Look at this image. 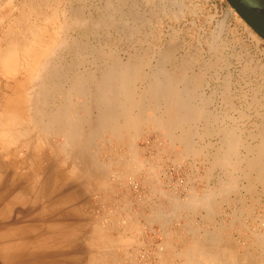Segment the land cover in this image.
<instances>
[{"label":"bare ground","instance_id":"bare-ground-1","mask_svg":"<svg viewBox=\"0 0 264 264\" xmlns=\"http://www.w3.org/2000/svg\"><path fill=\"white\" fill-rule=\"evenodd\" d=\"M132 1L125 3L124 0H7L4 7L0 9V199L2 196L6 199L4 205L0 201V211L8 212L18 196L20 197L18 200L29 196V198L44 196L43 198H48L47 206L50 205L53 211L58 207L59 211V206L79 196L80 191L88 193L92 188L95 191L103 188L108 191L111 187L114 188L113 185L116 183H119L121 187L133 186L135 182H138L139 173L146 164L138 159L136 140L146 132L156 131L157 136L161 133L169 145L179 142V146L183 148L182 152H178L182 154V160L188 155L197 157V160L201 156L200 162L205 165V174L202 179L204 178L206 182L205 187L199 188L200 193L190 189L184 200L172 195L168 196L170 205L166 207L167 209L165 207L162 209V205L158 207L155 205V208L149 207L151 210L145 222L147 221L150 226L157 224L160 228L158 231L164 238L158 245V253H155L156 256L160 255L157 257L160 259H158L160 264H167V262L169 264H264V214L256 215L259 218L257 229H250L244 224L247 217L252 218L253 203L242 205L245 206L242 211L240 210L242 206L238 208L239 211L232 208L228 214L231 216L230 219L224 223L213 224L215 215L220 216L221 203L229 202L230 193L243 190L242 197L249 196L248 198L253 199L259 187L260 195L264 196V124L256 125L254 130L247 133H244V130L241 131L234 122L220 126L219 116L208 109L210 98L200 93L208 71L215 70L221 64L230 65L229 57H221V50L227 48V43H222L219 34L217 35L220 37H217L220 41L216 37L212 39V42L209 40L211 57L203 62L199 60L197 72L191 69L192 64H197L198 61L193 55L181 54V59L175 57L178 44L168 45L165 49L159 46L153 50L154 53H151L150 57L147 49L139 50L133 43L131 50L124 57L121 48L123 37L133 41L136 37L138 38L137 35L144 36L138 31L142 27L139 28V25L145 19L142 21L143 15L140 18L135 2ZM246 1L264 21V0ZM229 12L235 13L233 10ZM176 14L172 17L178 18ZM244 28L249 30L246 26ZM219 31L222 30L219 29ZM152 32L153 30L151 35L154 34ZM249 33L252 39L259 42L255 33L251 30ZM108 36H111V43L108 42ZM137 38L136 41H138ZM242 46L244 47L243 44ZM241 54H233L230 57L235 56L234 60L239 64L243 62L244 66L241 65L240 71L242 75L259 73L261 64L250 66L251 57L247 59ZM190 69L192 71H189ZM226 80L224 83L226 92L223 91L222 99L228 102L227 90L230 82ZM256 99L253 96L251 103L257 104ZM209 136L215 137L216 142L209 140L207 143H202L204 145L198 143V140ZM108 141L128 145L127 157L113 158L115 160L106 157ZM146 165L148 168V164ZM211 181L214 182L211 184ZM58 185L71 186L69 188L71 190L59 192ZM74 187L77 188L74 189ZM71 203L74 204L72 201ZM80 203L76 201L77 205ZM43 204L42 206H45ZM72 204L69 203V205ZM76 204V210L70 207L74 210L68 211L70 215L78 214L77 209L80 208ZM255 204L257 205L258 201ZM118 208L121 209V207ZM82 210L79 214H82L83 218L86 216H83ZM242 212L248 215L246 219ZM198 213L201 215L202 226L195 227V225L193 229L189 228L186 231L180 224L181 228L175 231L168 230L172 222L178 223L177 219L183 218L182 215L188 220L190 216L195 217ZM223 214L227 215V212ZM74 216L70 217L74 218ZM17 217L19 218V215ZM21 217L24 218V216ZM254 219H256L255 215L251 220ZM36 220L41 222L40 218ZM44 220L46 218L42 221ZM57 220L63 219L60 216ZM73 220L69 223L57 221L49 224L45 221L48 225L57 227L56 234L49 233L51 235L49 239L42 238L43 234V237L48 236V230L52 229L50 226L47 233H41V237L37 235V239L33 241L27 239V230L14 229L11 226L14 223L11 222L10 225L4 221V227H0V264H42L39 262L43 254L41 252H44L46 247L53 246L54 243H60L61 238L65 239L64 236L70 241L66 247L63 239L65 243L63 241L62 243L66 249L68 244L76 246L81 241L84 242L83 245L87 243L85 245L91 248L85 247L87 251L89 250V254L85 252L83 255L87 259L84 260L82 257L84 262L87 260L85 264H119L115 261L119 258L117 250L120 249L124 255L128 253V245L140 242L131 240L134 235L131 239L130 236L127 238V235L126 238L123 237L125 233L122 235L120 231L115 236H111L110 231L103 230L97 223L90 227V223L87 224L90 220L82 224V227L91 228L90 233L87 232L88 228L85 231V227V230L80 227L91 234L90 238L88 239L87 234L86 237L84 236L87 241L78 240L83 232L76 226L81 222L75 226L76 222ZM187 220H185L186 224L189 221ZM65 221L67 222V219ZM36 223L39 224L38 221ZM40 226L42 227L41 224ZM67 226L70 231L65 232L68 230ZM245 227L247 228L245 231L249 228L251 239L250 236H246L245 239L243 237L245 242L238 248L239 242L232 239L228 235L230 231L227 233L226 230L229 228L228 230L239 232ZM33 230L35 231L34 228ZM182 231L188 234V239ZM173 235L175 238L181 236L182 241L180 242L179 238L177 239L179 243L174 241ZM39 237L42 239H38ZM183 240H185L184 243ZM64 246L59 248L60 252L65 249ZM54 250L53 254L56 256L59 252L55 253ZM73 251L67 252L74 253ZM67 252L65 251L66 254ZM135 253L138 252H134V255ZM130 255L127 254V256ZM76 257L78 261L81 259V256L80 259ZM82 259L80 264L84 263Z\"/></svg>","mask_w":264,"mask_h":264},{"label":"rangeland","instance_id":"rangeland-1","mask_svg":"<svg viewBox=\"0 0 264 264\" xmlns=\"http://www.w3.org/2000/svg\"><path fill=\"white\" fill-rule=\"evenodd\" d=\"M2 1H3V3H1ZM6 1L7 0H0V9H2L4 7L3 5H5L4 3ZM128 1H130V0H124L125 3H128ZM133 1L135 2V6H136L135 8H136L137 14L140 15V18H142V15H143L142 21L145 19L143 21L144 24H143V22L140 25L138 24L139 28L142 26L139 29L140 31H138V33L142 34V36L144 34V36H146V37H144V36L141 37L140 35H137L139 38L138 39L136 37L137 40L142 42L140 44L138 41H136V38L133 41H129L131 39H125V37H123L122 43H121V48H122V53H124V57L126 56L127 52H129V50H131V45H133V43L135 44V47H137V49H139V50H140V48L141 49H143V48L147 49L148 54H149L148 56H150V57L154 53L153 50L159 48V46L161 47V49H165L166 47H168V45H171V44L177 45L178 44L179 47L176 50L177 52H175V57L177 59H181L180 57L182 55L186 56V54H191L194 56L195 59L198 60L197 61V64H198L199 60L203 62V61H206L207 58L209 59V57H211V53L209 50V44L208 43H210V41L212 42L213 41L212 39H214L215 37L220 41V39L218 37L221 36L220 38H221L222 43H225V44L227 43L226 44L227 48H223L224 50L223 49L221 50L222 51L221 57H226V58L229 57V62L231 61L230 65L224 66V64L222 65L220 63L221 64L220 67L215 68V70L208 71L206 73L207 74L206 75V81L202 84V88H201L202 91L200 93L204 97L210 98L208 109L212 112H215L219 116L220 126L226 125L228 123L231 124L234 122L239 127V129L241 128L240 129L241 131L244 130V133H247L248 131L254 130L256 125L264 124V41L258 37L259 42H257L254 39H252V37H250V35H248V34H250L249 30H251V29L238 17V15L236 13L229 12V10H233V9L232 8L230 9V6L227 4L226 0H176L177 2L175 0H158V1L157 0H154V1L153 0L152 1L147 0L148 2H146V0H133ZM151 2H155V3L152 4ZM186 6H187V8H186ZM147 7H149V8H147ZM163 8H166V9H163ZM169 10H170V12H169ZM179 11H181V12H179ZM173 14H176L178 18L172 17ZM179 14H180V16H179ZM181 15L183 18L181 17ZM169 17H171V18H169ZM237 18H239L240 21ZM239 22H241V23H239ZM153 23H155V24H153ZM243 23H244V27L246 26L247 28H249V30L243 27ZM147 25H148L149 29H148ZM220 25H221V27H220ZM152 27H153V29H152ZM219 29L222 31H219ZM152 30H153L154 34L151 35ZM156 30H158V31L156 32ZM246 31H248V32H246ZM155 32H156V34H155ZM251 32H253V31L251 30ZM217 34H219L220 36ZM153 35H155V36H153ZM156 35H158V36H156ZM108 37H109L108 42L111 43V36H108ZM154 38L156 39V41ZM136 42H137V44H136ZM256 42H257V44H255ZM242 44L244 45V47L245 46L246 47L244 48L242 46ZM241 46L244 49H242ZM127 47H130V48H127ZM198 51H199V53H198ZM208 51H209V53H208ZM233 54L234 55H236V54L244 55V56H246L247 59H249V56H250L252 59L250 58L249 60L255 61V62L251 61L250 66L253 64H257V65L261 64L259 66V68H261L258 71L259 73H256L254 75L253 74L251 75L249 73H247V74L245 73L244 74L245 76L242 75L243 73L240 71H241L242 66H244V64H243V62L239 64L237 61H235L234 60L235 56H233L231 58L230 56H232ZM197 64L194 63L195 66L192 64L193 68L191 66V69H193L194 72H197L199 70V64L198 65ZM245 67H246V65H245ZM191 69L189 71H192ZM247 75H249V76H247ZM226 78H227V80H226ZM228 78L230 80H228ZM225 80L230 82L228 85V90H227L228 102H225L224 99H222L223 91H225V85H224ZM256 88H257V90L255 91ZM228 93H229V95H228ZM230 96H232V97H230ZM253 96H254V98L255 97L257 98L256 100L259 103L258 102H257V104L251 103V99L253 98ZM249 104H251L252 106ZM259 110H260V112H259ZM254 112H256V113H254ZM260 115H262L263 117ZM244 117H246V118H244ZM199 126H201V125H199ZM156 136H157L156 131H154V132L150 131L148 133L147 132L144 133V135H142L140 138H138L136 140V147H137L136 153L137 154L139 153L137 155L138 159L140 161H142L144 163L146 162V164H148V168H147V165L144 164V166L142 167V169L139 173L140 177L138 176V178H139L137 180L138 182H135V184H134L137 187L134 185L133 186L128 185L127 187H124V186L121 187V185H119V183L118 184L116 183L113 185V186H115L114 188L111 187L112 193L110 192L111 189L107 191V189H105V188H103V189H105V191L103 189H100V190L98 189L99 192L93 190L94 188H92L88 192L89 194L85 193L87 191H84V192L80 191L79 196H77L76 198L74 197V199L71 198L72 200L70 199V201L68 200L67 203H64L63 205H61L62 208L59 206V211L57 210L58 207L55 209V211H53L54 209H51V207H49L50 205L47 206L48 198H46V197L43 198L44 196H42L41 198H39V197L29 198L30 196L29 197H23L22 200H18V199H20V197L18 196L19 198L16 197V200L19 202L14 200L12 205L9 207L8 212H6V211L3 212L4 210L2 212L0 211V224H1L0 227H2V226L4 227V225H5L4 221H7L8 223H10V225L12 222V224L14 223L13 225H11L12 228L14 227V229L21 230V231L27 230V239L29 241H33V240L37 239L36 238L37 235H40V237H41V235L43 233H47L48 231H49L47 233L48 236L43 237L44 236V234H43L42 238L49 239V237H51V235L49 233L56 234L55 232H57V227L51 226L48 224L51 222H57L58 221L57 219H60V216L62 217L63 220H59V221H61L62 223H69L70 220L72 221L76 217L73 221L76 222L75 226L77 225V223L81 222V224L78 225L79 227L76 226L77 229L80 231L82 228H84V227L86 228V226L82 227L83 222L85 221L84 223H87V221L90 220L91 222H93L92 224L90 221L87 223V224L90 223V225H89L90 227H92L91 225H93L94 223L95 224L97 223V225L100 224L99 226H101V228L103 230L110 231L111 236H115L117 234V232L120 231L122 233V235L125 233L123 237H125L127 235L126 237L128 238L130 236L129 237L130 239H131V236L134 235V237L131 239V240H134L133 242L140 241V242H138L139 244L131 243L130 246L128 245V247H127L128 253H126L124 255L122 254V251H120V249H118L117 250V252L119 251L118 256H119V258H121V260L119 258H118L119 260L116 259L115 260L116 263H119V264H160V261H159L160 259L157 258L160 255L158 254L156 256L155 253L156 254L158 253V250H159L158 245L163 241L162 239H164V238L162 237L161 232L159 233L160 228H158L157 224H152L150 226L147 224V221L145 222L146 216L149 217L148 214L151 210V209H149V207L152 208L154 206V208H155L156 206L158 207V206L162 205L161 206L162 209H164V207H165V209H167L166 207H169V205H170V200H168V199L171 195L178 197L180 200H184L187 198L188 192L190 191V189H195L196 191L199 192L201 187L206 186V185H204V184H206V182H204L205 181L204 178H203L204 180L202 179L203 175L205 174V165L200 162L201 156H199V158L197 160V157H195V156L192 157V155H188V157L186 156V158H184L182 160V158H183L182 154L181 153L179 154L178 152H182L181 149H183V148H181L182 147L181 145L179 146V144H178L179 142H177L174 145H169L166 143L167 139L165 137H163L161 135V133L157 137ZM202 139L198 140L199 144H202L204 142L207 143L209 140H211L213 143L216 142V138L213 136L203 137ZM206 139H208V140L206 141ZM196 141H197V139H196ZM116 144H117V146H116ZM124 144L119 145L118 143L114 144V142L112 143V142L108 141L106 144V146H107L106 147V153H107L106 157L112 158V160H115L117 158L125 159L127 157V154H128L127 150L129 147H127L128 145L126 146ZM126 144H128V143L126 142ZM202 145H204V144H202ZM172 146H174V147H172ZM171 148H174V149H171ZM178 149L180 151H177ZM115 151L117 153H115ZM176 151H177V153H176ZM128 152H129V150H128ZM174 154L176 155V157ZM117 155L120 157H118ZM113 158H115V159H113ZM175 159L177 161H174ZM150 168H152V169H150ZM149 170H151V171H149ZM152 173H153V175H151ZM145 174H147V175H145ZM153 176H155V177H153ZM142 178H143V180H142ZM214 181H211L210 183L212 184ZM160 183H161V185H160ZM142 184H143V186H142ZM152 184H153V188H155V189L152 188ZM69 188H71V186L58 185V187H57L58 191L62 192V193H64V191L65 192L70 191L71 189H69ZM76 188L77 187H74V189H76ZM151 188H152V190H151ZM259 189L260 188L258 187V190ZM258 190L256 189V192L254 194L255 198H253V199L251 198L252 200H254V202L250 198H248L249 196L242 197L244 194L243 190L239 191L240 193L238 191L230 193V195H229L230 200H228L229 202L227 204H226V202L225 203L223 202V204L221 203L220 207L222 209L220 208V210H221L220 216L215 215L213 224L217 225L218 223H224V221L226 222L227 219H230L231 216H229L228 214L231 212L232 208L239 211L238 208L240 206L251 205L253 203L252 206L254 207V211H253L252 218H250V217L248 218L247 217L248 215H246L245 212L244 213L242 212V214H244L243 216L245 219L247 217L246 220L243 218L246 221V222L244 221L245 226L249 227L250 229H257L259 227V218L257 216H261L264 214V208H263L264 196L260 195ZM256 193H257V196H256ZM82 195H83L84 199L82 198ZM167 197H168V199H167ZM239 197H241L243 199H241ZM3 198L4 197L2 196L0 199L2 204L6 202V199L5 198L3 199ZM78 198L81 200H79ZM27 199H28V201H27ZM41 199L43 200V202L41 201ZM103 199H104V201H103ZM256 199L258 201L257 205L255 204L257 202ZM23 200L24 201L26 200V201L24 202ZM32 201H35V202H32ZM36 201H38V202L36 203ZM71 201L74 204H72ZM76 201H77V203L81 202L80 204H78L80 209H77V211L81 212V210L84 208L82 210V213H83V216H86V217L82 218L81 217L82 214H79V212L76 216H74L73 214L70 215V213H68L69 210H72L71 209L72 207L75 208L74 210H76V206H75ZM30 202H32V203H30ZM40 202L44 203L43 205H45L46 207L42 206V203H40ZM127 202H129V203H127ZM24 203H25V205H24ZM39 203L41 204V206ZM69 203L72 205H69ZM31 204H33V205H31ZM78 205H77V207H78ZM255 205H256V207H255ZM65 206H67V208H65ZM30 207H32V208H30ZM47 207H48V209H46ZM118 207H121V209ZM244 207L245 206L240 207V208H242L240 210L242 211L244 209ZM32 209L35 211H33ZM64 209H65V211H64ZM56 210L58 212H56ZM74 210H72V211H74ZM223 212H225V213L227 212V215H224ZM50 213L52 214L53 217L51 216ZM84 213H85V215H84ZM6 214H9V215L6 216ZM44 214L45 215L47 214L48 216L47 215L44 216ZM49 214H50V217H49ZM131 214H133V215H131ZM139 214H141V215L139 216ZM199 214L200 213L196 214L195 217H194V215L190 216L188 218L189 221L187 220V218L184 217V215H182L183 218L179 217L180 220L178 221L179 218L177 219L178 223H176L175 221L172 222V224L168 227V230L169 231H172V230L175 231L177 228H181L180 224H182L184 226L183 230L186 229V231H187V229L192 228L195 225H196L195 227L202 226L203 222H201L202 219H200L201 215H199ZM18 215H19V218L21 216H24V218L21 217L19 219L17 217ZM30 215H32L35 218H33ZM69 215L74 216V218L70 217ZM254 215H255L256 219L251 220V219H253ZM38 216H40V217H38ZM67 216H68V218H67ZM90 216H92V217H90ZM15 217H16V219H15ZM48 217L51 219H55V220H50ZM55 217H57V218H55ZM88 217H90V218H88ZM148 217H147V219H148ZM36 218L37 219L40 218L41 222H40V220H36ZM45 218H46V220L42 221ZM77 218L79 221L77 220ZM28 219L32 222H30ZM65 219H67V222L65 221ZM82 219H83V221H82ZM94 219L96 222L94 221ZM16 220H17V222H16ZM34 220H36V221H34ZM185 220L188 221V224H186ZM37 221L39 224L36 223ZM99 221H100V223H99ZM256 221H257V223H255ZM111 222L113 225L111 224ZM125 222H126V225L124 226ZM40 224L42 225V227L40 226ZM135 224H136V226H135ZM35 225H37V226H35ZM45 225H47V226H45ZM186 225H188L189 227ZM207 225L208 224H206V226ZM252 225L254 226V228ZM50 226L52 227V229L50 228L48 230V228ZM45 227H47L46 230H45ZM80 227H82V228L80 229ZM90 227L89 228L87 227L89 231H87V228H86V230L84 228V230L90 233V231H91ZM207 227H209V226H207ZM246 227L242 228V231H239V232L233 231L231 229L228 230L229 228H227V230H226L227 233L230 231L228 233V235L232 239H235L236 242L237 241L239 242V243L237 242L238 248L241 247V244H243L245 242L244 239L246 238V236H250V239H251V235L248 231L249 228H248V230L245 231V229H247ZM33 228L35 229V231L33 230ZM66 228L68 229V226ZM40 229H41V231H40ZM61 229L63 230L64 228H61ZM84 230L82 229V231H81V232H83L82 234H84V235L80 234L81 236L79 235L78 240H86L85 237L87 236V234H88V236H87L88 239L90 238L89 236L91 234L85 232ZM59 231H60V229L58 230V232ZM66 231H70V230L68 229V230H65V232ZM84 232L86 233V235ZM184 232L185 231H182L183 235L185 234L184 235V236H186L185 238L188 239V237H189L188 234H186ZM47 234H45V235H47ZM244 234H245V236H244ZM70 235H73V234H70ZM59 236H61V235H59ZM33 237H35V239ZM40 237L38 239H42ZM64 237L66 239V236H64ZM81 237H83V239H80ZM173 237H174V241L176 240L178 243H179V240H180V242L182 241L181 236L178 237L179 240H177L178 238L177 237L175 238L174 235H173ZM243 237H244V239H243ZM73 238L74 237L72 236V239ZM63 239L64 238H61V241L59 239L60 243L58 242V244L54 243L53 246L51 245L49 248L46 247L44 249L45 253L43 251L41 252V253H43L42 254L43 257L41 256L39 262H41L42 264H53V263L54 264H63L62 262H64V264L65 263L75 264L76 262H77L76 264H80L82 257L84 258V260L87 259L86 256H85L86 258L83 256L85 254V252H88L86 254H89V250L87 251V249H89L90 247L86 246L87 243H85L86 245L85 244L83 245V243H84L83 241L79 242V244L83 245L84 247L83 246L81 247L79 244H78L79 246L78 245L70 246L71 244H68V248L66 249L67 243H70V241L67 239L66 240L64 239V241L66 242V247H65L64 246L65 242L63 241ZM62 241L64 243H62ZM54 242H56V241H54ZM177 242H175V243L177 244ZM184 242H185V240H183V243ZM61 243H62V245L58 247V245H60ZM63 246L65 247V249H62ZM55 247H58V248L55 249ZM60 247H62L61 252L59 250ZM69 247H71V249ZM73 247H74V249H73ZM75 247H77L76 248V249H78L77 251H76ZM85 247H88V248L86 249ZM132 248H133V250H132ZM157 248H158V250H157ZM72 249L75 250V252ZM83 249H84V251H83ZM136 249H137V251H135ZM160 249H161V247H160ZM240 249H238V250H240ZM53 250H54V252L56 251L55 253L59 252L60 254L62 253V255L64 254L63 257H62V255H58L59 253H57L58 256L57 255L55 256L53 254ZM57 250H59V251H57ZM64 250L66 252L67 251H71V252L73 251L74 253H71V252L68 253L67 252V254H66ZM79 251H80V253H78ZM82 252H83V254H82ZM134 252H138L139 254L135 253V255H134ZM76 254H82V255H80L81 256L80 257L79 255H76ZM127 254H131V255L127 256ZM49 255H51V256H49ZM45 256H47L49 258H47ZM76 256H78V257H76ZM131 256H134V257L131 258ZM75 257L77 259H80V258L81 259L78 261L75 259ZM134 258L136 260H134ZM50 260H51V263H50ZM84 260L82 259V263L84 262ZM86 261L83 264H85ZM30 262H32V261H30ZM167 264H169V263L167 262Z\"/></svg>","mask_w":264,"mask_h":264},{"label":"water","instance_id":"water-1","mask_svg":"<svg viewBox=\"0 0 264 264\" xmlns=\"http://www.w3.org/2000/svg\"><path fill=\"white\" fill-rule=\"evenodd\" d=\"M238 17L264 41V21L254 12L246 0H226Z\"/></svg>","mask_w":264,"mask_h":264}]
</instances>
